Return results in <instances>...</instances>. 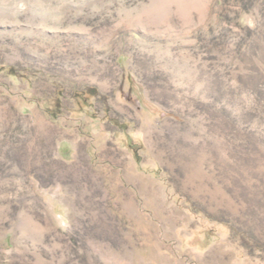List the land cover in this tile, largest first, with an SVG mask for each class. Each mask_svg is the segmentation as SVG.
<instances>
[{"label":"rangeland","instance_id":"374dc122","mask_svg":"<svg viewBox=\"0 0 264 264\" xmlns=\"http://www.w3.org/2000/svg\"><path fill=\"white\" fill-rule=\"evenodd\" d=\"M0 264H264V0H0Z\"/></svg>","mask_w":264,"mask_h":264}]
</instances>
